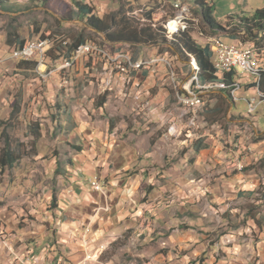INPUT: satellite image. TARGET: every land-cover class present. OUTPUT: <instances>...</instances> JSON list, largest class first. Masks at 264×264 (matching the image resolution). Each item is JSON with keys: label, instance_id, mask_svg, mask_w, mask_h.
Here are the masks:
<instances>
[{"label": "rangeland", "instance_id": "obj_1", "mask_svg": "<svg viewBox=\"0 0 264 264\" xmlns=\"http://www.w3.org/2000/svg\"><path fill=\"white\" fill-rule=\"evenodd\" d=\"M98 1L96 6L101 16L108 14L107 11L102 10L104 5L108 12L111 11L109 15L120 11L122 7L127 14L142 7L152 10L150 9L152 6L166 5L170 7V10L166 9L169 15L166 16V20L176 16L174 6L170 4L177 1L190 6L187 8L194 16H197L193 11L197 2L213 3L215 6L213 18L223 29L213 32L203 24L199 30L192 29L196 31L194 35L204 32L205 37H215L226 44H245L241 39L235 40L231 36L234 35L231 32L234 31V26L239 21L238 17L242 15L250 17L258 9L264 8V0ZM11 3L12 8L9 12L0 10V60L5 62L4 66L0 67V131L3 134L0 136V151L4 149L7 140H10L12 149L24 156L15 169L0 170V205H6V216L3 217L6 223L24 230L30 225L39 223V214L36 211L48 217L51 213L53 217H56V214L62 217L63 210L67 209L69 203L67 192L76 169L75 160L80 161V157L87 154L92 160L94 159L96 165L93 179H98L102 183L101 161L103 158L113 160L115 164L126 159L131 163L138 161L140 165L147 158L155 162L156 159L159 161L160 159L156 158L154 153L157 151L161 154L159 157L162 159L166 157L165 161L169 165H181L182 161H186L192 167L196 155L192 141L207 131L212 133L221 131L223 141L229 142L232 138L233 145L238 144L242 136L246 135V130L250 143L258 144L264 139V114L260 109L255 114L261 119L260 124L246 126L242 122L243 120H255L249 117V101L257 98L258 95L257 92L256 94L249 92L248 85L239 92L234 106L233 101L228 98L229 108L226 121H220V123H212L214 119L220 118L216 112L219 110H214L217 105H226L224 101L226 97L218 90L202 91L200 94L204 99L203 106L195 111L184 108L179 103L178 93H183L181 87L196 76V66L192 58L188 60L171 43L160 41L158 44L151 45L120 44L121 46L109 43L110 52L124 50L135 60L164 56L172 63L180 80L178 83L175 84L170 78L167 68L159 66L160 70L165 68L167 74L156 73L154 82H151V88L148 86L147 90L140 94H135L133 90L135 74H122L106 60L102 61L108 65V69L105 70L103 66L101 71L93 73L88 70L89 65L85 59L65 68L67 59L55 55L56 61L53 59L48 61L49 77L46 80L38 73L37 66L31 71H20L18 69L20 63H12L8 59L13 48L8 44V32L17 33L12 38L15 44L17 42L20 44L23 40H38L41 38L35 33L37 28L35 23H38L43 31H50L54 35L56 47L61 48L62 42L69 38V33L79 34L81 28L74 26L79 24L78 22L62 28L56 23L55 19L59 18L57 15L51 13L54 16L51 17L45 14L44 8H35L36 4L33 0H11ZM128 3L136 8L130 7L131 4ZM130 20L133 25L137 26L136 20ZM90 31L95 32L91 29ZM89 39L100 44L106 39V35L97 33L93 36L92 34ZM257 53L264 65V51ZM9 63L11 65L5 67ZM78 63L83 64V67H80L81 64L77 65ZM118 74L129 77L124 82L125 87L120 90L116 80ZM252 78L254 76L246 75L243 78L245 80L242 79L241 82L243 85L248 84ZM255 81L258 82L257 77ZM123 89L125 95L121 93ZM136 95L139 98H135ZM155 108L159 110L167 108L168 113L178 114L181 123L175 125L171 123L172 120L158 123L155 118L150 117ZM181 108L184 109L181 110ZM172 128L176 129L177 134L171 131ZM39 132L41 138L36 141ZM157 136L168 138L160 141L161 138ZM152 137L159 140L154 147L150 141ZM107 139L108 142L113 143L108 151L109 158L103 155V152L107 153ZM123 155L125 157L120 158ZM262 163L264 164V160ZM136 171L137 168L131 170L130 173L133 175ZM195 175L196 173L193 176ZM192 178L194 177L191 173L189 179ZM10 180L12 184L16 182L17 193L25 191L30 198L14 197L11 199L8 194L10 196L14 194H10L11 191L8 189ZM89 183L91 185V181ZM145 185V191L149 193L142 198L143 203L149 201L151 192L149 185ZM102 187V192H97L91 185L95 192L102 195L97 213L101 212V215L105 216L107 208L112 210V204L108 203V192L104 191L103 183ZM34 194L37 195L33 196ZM39 195L42 197L41 200L37 199ZM261 195H264V182L257 197ZM53 196L56 199L55 202H53ZM14 207L17 208V212L13 210ZM46 225L50 226L49 223ZM141 225L144 226L146 223L143 222Z\"/></svg>", "mask_w": 264, "mask_h": 264}, {"label": "crops", "instance_id": "obj_2", "mask_svg": "<svg viewBox=\"0 0 264 264\" xmlns=\"http://www.w3.org/2000/svg\"><path fill=\"white\" fill-rule=\"evenodd\" d=\"M86 1L93 2L95 6L99 2ZM130 7L136 8L132 4ZM165 7L170 10L166 5L144 10V18L163 19L167 14L163 11ZM181 7H173L175 18L182 13ZM102 10L107 11L105 16L111 12L105 5ZM97 11L100 17H105ZM187 16L190 26L186 31H194L192 28L199 30L202 18L191 12ZM85 60L88 70L93 73L101 71L103 66L108 69L103 61ZM18 69L31 71L22 70L19 65ZM165 71V68L160 70L157 67L134 73L135 94L147 90L148 86L151 88L155 74L162 75ZM116 77L120 90L129 77L121 74ZM254 79L243 87L260 80L258 78V82H254ZM124 91L121 93L125 95ZM257 91L258 87L249 89L252 94ZM166 109L155 108L150 117L158 123L172 120L171 123L179 125L178 114L168 113ZM260 110L264 114V106ZM249 117L256 121L243 120L246 126L260 124L261 119L257 115ZM171 131L177 134L176 129ZM245 134L236 145H233L232 138L224 142L221 131H207L200 135L192 141L194 149L196 145H202L199 152L195 150L192 167L186 161L181 165H169L166 157L162 159L157 151L154 153L159 161L147 158L140 165L138 161L131 163L126 159L115 164L113 160L103 158L101 180L105 185L104 191L108 192V203L112 204V210L107 208L105 216L97 213L102 195L95 192L89 183L95 174V161L89 154L81 156L80 161L75 160L76 169L67 192L69 203L63 214L59 213L62 217L58 214L53 217V213L48 217L36 211L39 223L23 230L6 223L3 218L6 205H0V264H264V228L260 229L255 220L246 222L248 208L260 204L257 195L264 182V139L252 144L247 130ZM36 138V141L41 138L40 132ZM160 138V141H165L168 137ZM150 141L154 147L159 140L152 137ZM7 142L17 156L10 167L15 169L24 154L13 150L10 140ZM112 144L107 139V153L103 152L107 158ZM241 161L245 171H239L238 163ZM135 168L137 171L132 175L130 171ZM191 173L194 178L189 179ZM9 183L10 194H14H8L11 199L30 198L25 191L17 193L16 182L12 184L10 180ZM145 184L149 185L151 192L149 201L143 203L142 198L149 193L145 191ZM37 199L42 197L39 195ZM13 210L18 211L16 207ZM256 217L258 220L264 217V207L257 211ZM143 222L146 225L142 226Z\"/></svg>", "mask_w": 264, "mask_h": 264}, {"label": "trees", "instance_id": "obj_3", "mask_svg": "<svg viewBox=\"0 0 264 264\" xmlns=\"http://www.w3.org/2000/svg\"><path fill=\"white\" fill-rule=\"evenodd\" d=\"M36 4L35 8H44L45 14L54 17L52 14L57 15L59 18L55 19L56 23L62 28L69 26L74 22H78L74 26L81 28L79 34L69 33L68 39L62 42L61 48L55 47L48 54V61L57 60L54 58L55 55L59 57L66 58L68 61L72 60L77 49L90 42H96L89 39L93 34L103 33L106 35V39L100 43L103 46L109 45L108 43L113 44H141V45H151L158 44L160 41L163 43H171L175 46V49L188 60L193 59L197 64L199 72L198 77L203 85L209 83H215L217 80H223L228 85L233 84L237 79H239L235 71L230 73H225L222 76L218 74L213 60L215 54L210 45H202L194 37L192 33L187 31L181 33L173 41H169L164 35L153 31L151 28H140L138 25H133V22L127 17L124 9L118 13L108 15L105 17H100L97 11L96 6L91 1L86 0H33ZM214 4L212 3H202L197 2L193 7L194 14L202 18V24L204 27H208L211 31L216 32L223 29L220 24H217L213 18ZM12 8L11 0H0V10L9 12ZM52 13V14H51ZM239 21H237L234 26V31L231 32L233 39L239 40L248 44L252 50L257 52L264 51V8L258 9L250 17L239 16ZM36 28V34L41 36L40 40L44 39H53L54 35L50 31H43L42 26L38 23ZM93 30L97 33H93ZM17 34L16 32H8V44L13 46L12 49L17 47H25L34 40L21 41L15 44L12 38ZM102 38V37H101ZM39 40V39H38ZM54 40V39H53ZM115 49V48H114ZM119 49V48H116ZM124 52L125 51H119ZM116 52V53H119ZM35 63L21 62L19 64L20 69H31L35 68ZM35 70V69H34ZM264 92V79L259 80L258 83L250 85L248 88H256ZM248 89V90H249ZM222 92L225 98L226 105H217L216 111L219 119H214L213 124L220 123V121H226V115L228 112L229 105L227 104L228 96L227 92ZM202 101H204L202 97ZM202 146V145H201ZM200 145L195 146V150L199 152ZM17 156L14 152L11 151L10 144L7 142V146L0 151V170L4 171L7 168L12 167L16 162ZM56 199L54 200V202ZM259 205H251L248 208V215L246 222L249 220H255L256 225L260 229L264 228V217L261 220H258L256 217L257 211L261 210L264 207V195L259 197ZM56 204V203H55ZM57 207V204L55 205Z\"/></svg>", "mask_w": 264, "mask_h": 264}, {"label": "built area", "instance_id": "obj_4", "mask_svg": "<svg viewBox=\"0 0 264 264\" xmlns=\"http://www.w3.org/2000/svg\"><path fill=\"white\" fill-rule=\"evenodd\" d=\"M170 6H185L186 8L190 7L180 1L170 4ZM147 9L148 7L139 8L137 10L128 12L126 15L129 19L136 20L137 25L140 28H151L153 31L164 35L169 41H173L175 37L181 33L187 32L183 30H172L171 25L173 23L176 24L181 22L176 21L175 16L173 18H167L168 20H166L168 13L161 20H159L157 17L144 18V10ZM163 11H166V7L163 9ZM189 32L192 33L194 39H196L199 43H205V45L212 46V50L215 54L214 66L219 75L222 76L225 73L235 71L239 79H237V81L231 85H228L223 80H217L215 83L203 85L198 77L199 69L195 63L196 76L191 78L183 85V87H181L183 93H178L179 103L186 108L190 109L191 111L200 109L203 106L202 96L200 93H202V91L210 90L227 92V96L233 101V104H235V102L238 100V94L244 86L241 80L245 78L246 75L257 77L260 79V81L261 79H264V65L260 60V56L258 55L257 51L252 50L248 44H226L214 37H205L203 34L204 32L199 33V35H194L196 31ZM55 47L56 41L52 39L34 40L25 47H17L12 49L8 59L12 63H35L38 73L44 80H46V78L49 77L48 54ZM83 59H89L93 62L106 60L107 63H112L118 71L125 75L164 66L169 70L170 78L175 84L180 81L172 63L167 57L164 56L152 57L147 60H135L129 54L124 52H110L108 45L103 46L97 42H90L80 46L77 49L72 60L66 61L65 68L71 67ZM4 64L5 62L0 60V67L4 66ZM42 67H44L45 70H42ZM257 95V98H252L249 101V116L257 114L259 109L264 106V92L258 88ZM241 168H243L242 161ZM91 185L97 192H102V183L98 179L91 180Z\"/></svg>", "mask_w": 264, "mask_h": 264}, {"label": "bare ground", "instance_id": "obj_5", "mask_svg": "<svg viewBox=\"0 0 264 264\" xmlns=\"http://www.w3.org/2000/svg\"><path fill=\"white\" fill-rule=\"evenodd\" d=\"M181 10H182V13L175 18L176 21H179L181 23H176V24L173 23L171 25L172 30L175 29V31H182V30L186 31L190 26V21H189L190 18L188 19L187 13L191 12V10L184 6L181 7ZM194 22H197V21L195 20ZM42 69H44V67H42ZM238 168H239V171H244L245 166L243 165V168H241V163H239Z\"/></svg>", "mask_w": 264, "mask_h": 264}, {"label": "water", "instance_id": "obj_6", "mask_svg": "<svg viewBox=\"0 0 264 264\" xmlns=\"http://www.w3.org/2000/svg\"><path fill=\"white\" fill-rule=\"evenodd\" d=\"M102 35V34H101ZM102 36H104V35H102Z\"/></svg>", "mask_w": 264, "mask_h": 264}]
</instances>
